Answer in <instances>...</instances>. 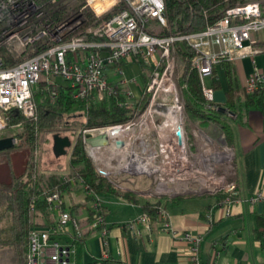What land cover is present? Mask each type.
<instances>
[{
	"label": "built area",
	"instance_id": "1",
	"mask_svg": "<svg viewBox=\"0 0 264 264\" xmlns=\"http://www.w3.org/2000/svg\"><path fill=\"white\" fill-rule=\"evenodd\" d=\"M150 22L165 24L163 0H0V129L6 126L8 111L28 119L35 116L32 91L38 84L50 99L57 97L60 88L75 100H101L104 96L121 94L122 98L116 100L118 106H130L142 93H147L144 107L133 110L124 122L82 128L78 134L81 138L85 132L124 124L137 127L149 108L154 109L153 114H159L170 106L164 100L175 90V42H185L194 50L192 64L200 79L205 107L217 108L213 104V89L204 83V77L222 58L233 61L248 56L252 71L244 81L243 90L249 92L258 85L264 88V75L256 69L252 57L255 48L250 40V32L264 27V0H240L227 6L204 29L188 33L151 34L145 29ZM129 62L136 63L140 70L142 64L151 66L146 82L139 78L137 84L138 77L125 76L123 66ZM121 85L125 87L120 89ZM177 105L181 110L183 102ZM183 125L185 129L182 121ZM88 151L92 156L90 146ZM93 165L98 172L100 169L105 172L99 162ZM158 178L153 187L160 191ZM69 180L76 183L75 178ZM80 186L91 200L90 227L104 226L98 208L99 195L87 184ZM220 189L227 190L229 195L210 206L207 223L213 220V208H221L222 214L227 215L234 200L229 198L236 194L232 181ZM220 189L214 188L211 193ZM61 193L55 188L44 194L53 219L50 224H33L28 228L25 264H68L66 257L72 253L81 232L77 219L63 208ZM247 200L250 203L264 200V192L256 190ZM34 201V198L29 200L30 209ZM5 206L6 201H1L0 209ZM135 222H142L150 229L149 217L144 212L126 224L132 227ZM157 222L160 230L188 244L187 264H200V234L188 231L178 234L169 225L167 211L161 204L157 208ZM64 237L68 241H63Z\"/></svg>",
	"mask_w": 264,
	"mask_h": 264
},
{
	"label": "trees",
	"instance_id": "2",
	"mask_svg": "<svg viewBox=\"0 0 264 264\" xmlns=\"http://www.w3.org/2000/svg\"><path fill=\"white\" fill-rule=\"evenodd\" d=\"M240 0H163L165 24L155 22L148 24L145 29L155 35L167 36L188 33L204 29L207 25L218 19L227 6H231ZM264 51V40L254 41ZM194 50L185 42L174 43L176 83L180 87L183 101V110L188 123L197 124L206 130H218L227 146H231L235 135L234 123L243 107L247 110L251 107L257 108L264 113V88L258 85L254 90L246 92L237 85L235 73L231 61L222 58L217 63L223 70L226 78L225 99L221 103L213 101L217 107L222 105L236 114L232 119L220 113L217 108L205 107L200 86V79L196 68L192 64ZM151 66L141 65L142 80L147 81ZM204 83L212 89L220 87V81L213 66ZM38 84L33 89L32 97L35 102V116L24 118L20 113L7 112L6 126H20V130L11 135L21 138L26 149V169L21 175L13 176L10 184L0 186V201H6L7 206L0 209V248L9 247L13 252L14 264H25L28 228L35 225H46L52 222L49 215L44 194L48 190L59 188L69 189L70 178H75L76 183L87 184L93 192L99 194H111L125 200L137 201L134 192L116 187L103 174L99 173L87 156L84 144L78 132L82 128L104 126L120 123L132 116V111H139L147 102L148 94L142 93L140 97L130 106L116 103L122 95L104 96L101 100L72 99L65 95L60 88L58 95L50 99ZM186 123V122H185ZM185 129L186 124H185ZM66 135L69 139L74 137L69 148H66L67 159L58 161L61 156H54L51 151L52 134ZM2 137V136H0ZM192 139V136L189 137ZM19 143L13 147H18ZM12 147V148H13ZM12 148L2 150L8 153ZM38 151H47L53 160L50 163L38 155ZM66 155V154H65ZM38 158V159H37ZM35 159V161H34ZM34 163L36 164L34 166ZM50 164V165H49ZM39 165V166H38ZM62 170H66L62 172ZM80 180V181H78ZM229 192L220 189L214 193H203L210 195L213 202L223 201ZM192 194H177L169 198L170 201L191 196ZM235 195L229 198H235ZM34 198V207L30 209L29 200ZM86 200L90 196L84 194ZM168 198V197H165ZM161 204L160 198L145 200L141 203L142 212L146 213L150 225L157 222V208ZM163 206V205H162ZM164 207V206H163ZM99 212L104 214V208L100 202ZM92 210L88 207L89 219ZM254 238L261 246L264 245V216L255 215L253 227ZM93 264H116L112 261H96Z\"/></svg>",
	"mask_w": 264,
	"mask_h": 264
},
{
	"label": "crops",
	"instance_id": "3",
	"mask_svg": "<svg viewBox=\"0 0 264 264\" xmlns=\"http://www.w3.org/2000/svg\"><path fill=\"white\" fill-rule=\"evenodd\" d=\"M250 40L255 48L252 57L256 69L264 75V51L253 44L255 40H264V35H250ZM231 64L237 85L243 88L244 81L252 71L250 58L242 57L231 61ZM214 67L220 81V91L214 93L213 101L221 103L225 99L226 78L218 64ZM123 70L125 76L135 75L138 80L140 78L143 81L136 63H125ZM124 87L125 85H121L120 89ZM240 110L234 123L235 135L229 146L233 151L231 180L236 196L229 204L227 215L222 214L221 208H213V220L207 223L206 213L213 204V197L210 195L189 193L192 195L176 202L169 200L171 196L149 198L143 194L144 197L140 198L133 180V188H123L137 194V201L125 200L111 194H99L104 208V226L90 227L86 203L88 200L84 198L81 186L72 183L69 189L62 190L61 198L63 208L77 219L81 237L73 244L68 264H93L102 260L116 264H187L190 257L188 244L173 238L168 231L160 230L158 222L153 226L151 224L150 229L142 222H135L132 227L126 224L128 220L143 213V201L157 197L167 211L172 229L178 234L183 231L200 234V264H264V245L259 244L253 233L255 215L264 216V200L253 203L247 200L256 190L264 192V113L253 107L247 110L242 107ZM222 114L236 118L234 112ZM19 148L13 147L8 153L0 154V186L10 184L13 176L21 175L25 171L27 149L25 147L23 152ZM21 155L25 157L23 161H20ZM18 169L21 171L15 172ZM80 189L82 193H77ZM160 190L166 191V187L165 190L160 187ZM81 208H86V215L80 218L77 213H80ZM49 215L53 219L50 213ZM68 230L71 233V229ZM63 241H68V237H64ZM12 261V250L9 247L0 248V264H11Z\"/></svg>",
	"mask_w": 264,
	"mask_h": 264
},
{
	"label": "rangeland",
	"instance_id": "4",
	"mask_svg": "<svg viewBox=\"0 0 264 264\" xmlns=\"http://www.w3.org/2000/svg\"><path fill=\"white\" fill-rule=\"evenodd\" d=\"M153 24V23H150ZM259 34L264 35V27L257 31L250 32L251 37L259 36ZM259 39V37H258ZM207 79V76L204 77V80ZM139 83V80L137 79V84ZM175 83V90L171 91L166 97L165 102L166 105H171L173 103L178 104V102H183L181 97V90L180 87L177 85L176 81ZM217 91H220V88L213 89V96L214 93ZM220 93V92H219ZM159 100V99H158ZM215 100V97H214ZM182 111V113H181ZM180 114L183 117V123L186 122V128L184 129V136H185V154L187 156V164L184 169H188L187 176L191 177V179L187 182L188 189L182 190L181 189V183L176 182L174 178L169 177L166 173H164L160 168H158V165H155V168L148 169L146 166L147 159L151 158L153 155V148L158 149L157 145V139L153 133H147L145 136H143V140L138 143V139H135L133 142L134 149H136V153L133 154V156L129 159V161L124 165L122 168H120L118 171L113 173H107L110 175V177L114 178L116 181L112 182L109 180V177L105 176L112 184H114L116 187L123 188V187H130L133 188L134 182L136 184V190L139 193V197L143 198L145 197H153V196H172L175 194H185V193H211V190L213 189H206L205 187H202L204 185V182L207 180H211L212 182H216L219 180L220 185L217 186L215 189H220L225 184L230 183L232 180V174H233V167H232V156L233 151L231 147L227 146L224 143L222 134L218 130H209L206 131L205 129L198 127L197 124L188 123L186 114L184 113L183 107L180 110ZM153 119L155 122L159 123L162 120V116L159 114H153ZM136 127V126H135ZM20 126H13V125H7L4 128L0 129V136H6L11 135L14 131L20 130ZM156 129V128H155ZM159 130L158 135H159ZM192 136V139L189 137ZM16 137V136H15ZM158 139L160 138L157 136ZM17 143H19V150H24L25 145L23 141L19 140V137H16ZM74 140V137L70 138V142ZM137 140V141H136ZM145 141H147L145 143ZM136 142V143H135ZM151 142V143H150ZM84 149L86 151V154L88 156V145L84 144ZM69 147H67L68 149ZM2 151V150H1ZM24 152V151H23ZM47 154V155H43ZM66 154V155H65ZM38 155L42 156L43 159L53 161L50 157L48 152L46 151H38ZM161 156V155H160ZM162 157V156H161ZM24 156H20V161L24 160ZM67 159V153L65 152L62 154L57 160L62 162L65 161L64 159ZM93 163L99 162L100 164L107 160L104 159V161L100 162V160L96 159L95 156L89 157ZM38 159V158H37ZM18 160V159H17ZM160 160V157L156 155L155 163H158ZM163 160V157H162ZM161 160V161H162ZM108 163L110 165H116L114 160H108ZM36 165V164H35ZM34 165V166H35ZM50 165V164H49ZM39 166V165H38ZM21 171L15 170V172ZM66 170H62V172H65ZM179 171L178 174H184L185 172ZM159 177V178H158ZM158 183L160 181H164V184L166 185L167 191L160 190V187L158 188L160 191H157L153 187V183L157 181ZM215 178V180H213ZM134 180V182H133ZM166 182V183H165ZM183 187V186H182ZM204 188V189H202ZM143 191V193L141 192ZM142 194H141V193ZM77 193H82V190H77ZM144 194V195H143ZM87 206L89 207L91 204V200H88ZM78 216L81 218L84 215H86V208H81L80 213H77ZM6 223L5 219L0 221V225H4ZM11 264H14V258Z\"/></svg>",
	"mask_w": 264,
	"mask_h": 264
},
{
	"label": "bare ground",
	"instance_id": "5",
	"mask_svg": "<svg viewBox=\"0 0 264 264\" xmlns=\"http://www.w3.org/2000/svg\"><path fill=\"white\" fill-rule=\"evenodd\" d=\"M153 113L154 109L149 108L145 117L141 119L137 127H133L132 124H124L120 125L117 131H113V128L109 127L100 131L90 132V139L94 142L93 146L90 147V153L97 160L99 159L100 162L106 159V162L101 163V168L107 173H113L126 165L133 154L137 152L133 146L135 139H138L139 143L147 133H154L157 139L158 149L153 148V156L146 161L147 168L153 169L155 165H158V168L162 169L169 177L181 183L182 190H187L188 186L186 184L191 179V177L187 176L188 169H184V172L186 171L184 174H178L179 171H183V168L188 165L185 154V136L180 108L174 103L160 110L159 114L162 116V120L159 123L154 121ZM177 126L181 130L180 136L175 134ZM155 128L157 130L160 129L159 135ZM157 136L160 138L158 139ZM156 155L160 157L158 163L154 162ZM160 155L163 157V160ZM112 159L116 165H110L108 163V160ZM159 185L165 190L164 181L160 182ZM219 185V180L216 182L207 180L202 187L214 189Z\"/></svg>",
	"mask_w": 264,
	"mask_h": 264
},
{
	"label": "water",
	"instance_id": "6",
	"mask_svg": "<svg viewBox=\"0 0 264 264\" xmlns=\"http://www.w3.org/2000/svg\"><path fill=\"white\" fill-rule=\"evenodd\" d=\"M217 110L221 113L226 112L227 114L232 113V111H228L224 106L219 105L217 107ZM15 112L16 109H15ZM113 131H117V129L119 128V125L116 126H112ZM175 134L177 136H180L181 134V130L180 127L177 126L176 130H175ZM90 132H85L82 137H81V141L92 147L94 142L90 139ZM15 144V138L12 135H6V136H2L0 137V151L1 150H6L9 148H12ZM71 144L70 139L66 136V135H59L57 133L52 134V142H51V151L53 153L54 156H58V155H62L66 152V148L69 147ZM88 157H91L90 154H88ZM100 173H102L103 175L107 176L105 174L104 171H102L101 169L99 170ZM110 181H112L109 178ZM114 182V181H112ZM13 253V252H12ZM69 256L67 255L66 260L68 261Z\"/></svg>",
	"mask_w": 264,
	"mask_h": 264
}]
</instances>
